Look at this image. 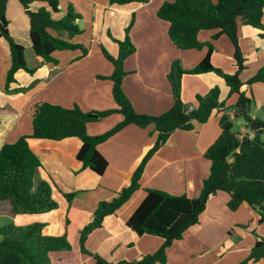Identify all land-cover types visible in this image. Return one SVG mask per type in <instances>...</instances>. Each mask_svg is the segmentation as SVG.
<instances>
[{
	"label": "crops",
	"instance_id": "0c3cea01",
	"mask_svg": "<svg viewBox=\"0 0 264 264\" xmlns=\"http://www.w3.org/2000/svg\"><path fill=\"white\" fill-rule=\"evenodd\" d=\"M166 1L148 0L120 6L110 5L109 0H59L60 13L54 17L60 18L72 5L75 12L82 16L77 24L84 31V36L77 35L73 41L81 43L89 36L90 48L85 57H81L79 50L56 52L54 56L58 64L54 65L43 62L35 55L29 37L28 17L17 0H8L6 17L10 35L24 46L26 63L35 72L31 75L18 71L16 81L10 84L11 91L5 92L6 73L11 60L6 41L0 39V107L3 109L0 112V149L21 136L31 135L29 110L37 102L45 101L69 109L78 106L84 112L116 109L112 96L113 83L108 79H99V76L107 77L113 72L112 64L102 57L99 44L112 56H117L118 46L108 33L123 40L131 20L133 25L129 37L136 51L124 61L127 75L122 88L139 114L157 116L169 110L173 96L167 76L172 62L179 59L184 69H192L204 58L207 48L182 50L172 43L168 34L169 24L156 15ZM43 5V2L35 1L31 8L36 10ZM262 20L264 23V14ZM239 33L240 48L246 59L240 79L246 82L264 66V30L240 25ZM208 36L200 33L199 40L205 42ZM216 40L212 43L213 65L234 72L236 65L231 41L224 35ZM214 86L220 88V100L225 101V106L214 110L206 123L195 122L193 130H177L171 134L146 165L140 180L141 189L115 215L107 217L101 228L90 234L86 242L90 252L110 262H118L134 261L159 249L162 239L150 235L137 236L126 226V221L144 199L145 189L189 198L200 195L211 167L204 153L220 135V117L224 113L232 115L230 107L235 104L236 97L228 98L229 88L215 74H185L182 77V100L191 107L197 105L198 95L207 94ZM19 88L27 90L15 92ZM242 90L252 97L255 109L264 112V83H255L250 87L244 85ZM249 111L253 117L251 106ZM122 119L121 114L114 113L89 123L87 131L92 136L101 135ZM235 121L242 133L248 132L243 121ZM156 136L153 127L142 129L132 124L100 144L98 150L108 162L103 175L84 169L78 161L77 153L82 145L78 138L60 141L28 139L44 166V170H40L41 178L50 177L63 193H77L68 203L55 189L53 197L59 203L57 210L43 216H14L16 221H43L46 235H67L72 250L50 253L53 264H82L79 250L81 229L91 222L101 201L111 200L130 183L137 165L153 146ZM228 200L229 195L222 191L211 196L198 224L190 227L182 239L167 248L164 264H237L245 260L255 243L264 239V222L259 223L258 212L247 204L230 211ZM249 264H264V260Z\"/></svg>",
	"mask_w": 264,
	"mask_h": 264
},
{
	"label": "trees",
	"instance_id": "16d2710c",
	"mask_svg": "<svg viewBox=\"0 0 264 264\" xmlns=\"http://www.w3.org/2000/svg\"><path fill=\"white\" fill-rule=\"evenodd\" d=\"M29 20V37L32 50L43 62L58 64L54 56L61 51H81V57L89 49L81 43H75L74 37L82 34L77 22L81 14L75 12L72 5L60 18L59 0H17ZM35 1L44 5L36 10L31 8ZM148 0H109L110 5L145 3ZM8 0H0V39L6 41L11 64L6 73L4 91L9 93L10 84L14 83L15 74L23 70L31 75L35 69L29 68L25 60V48L17 43L9 32L6 17ZM264 0H168L157 11V17L169 24V37L172 43L182 50H201L207 47L204 58L192 69L183 68L179 59L172 62L168 73L173 104L164 113L153 116L137 113L125 94L122 84L127 73L124 61L135 53L129 32L133 20L125 29V38L118 40L110 33L109 37L117 44L118 54L112 56L102 44H99L104 58L113 66L108 79L112 85V96L117 108L105 111L84 112L78 106L64 108L49 102H37L29 110L32 119L31 135L21 136L13 143H6L0 149V202H7L12 216H43L59 208L53 192L71 203L77 193H63L50 178L38 176L44 166L29 145L28 139H46L60 141L66 138H78L82 145L77 159L84 169L88 168L97 175H103L108 162L99 152L98 146L128 125L142 129L153 127L156 140L137 165L130 183L122 188L109 201H101L94 211L91 222L79 233V250L82 264H164L166 250L174 241L182 239L184 233L198 224L200 215L205 210L211 196L219 191L229 195L227 207L236 211L242 204L255 209L264 222V119L249 115L252 97L242 90L255 83H264V66L246 82L240 79L246 59L240 48V25L264 30ZM216 31L212 39L224 35L234 47L233 58L236 70L227 72L213 65L211 56L213 45L199 40L202 31ZM80 57V58H81ZM215 74L222 78L229 88L228 98L235 96L236 102L230 109L232 115L224 113L219 120L221 132L215 142L205 151L204 157L211 162L209 176L204 180L200 195L189 198L186 195H172L156 189H145L146 195L133 214L126 221V226L137 236L150 235L162 239V244L154 253L128 261L110 262L86 248V242L95 230L102 227L105 219L115 215L141 189L140 180L150 159L166 144L177 130L191 131L194 123H206L214 110L225 106L220 100V88L212 87L205 95L196 97L197 105L191 107L182 100V77L185 74ZM16 89L15 92L26 91ZM3 109L0 107V112ZM114 113L122 115V121L101 135H90L87 126ZM235 120L244 122L248 133H234ZM39 178L38 182L35 183ZM45 223L40 220L25 226L9 223L0 227V264H53L49 254L68 252L72 246L66 234L53 236L44 234ZM264 260V239L257 241L249 256L237 264H249Z\"/></svg>",
	"mask_w": 264,
	"mask_h": 264
},
{
	"label": "rangeland",
	"instance_id": "374dc122",
	"mask_svg": "<svg viewBox=\"0 0 264 264\" xmlns=\"http://www.w3.org/2000/svg\"><path fill=\"white\" fill-rule=\"evenodd\" d=\"M214 32H216L215 30L214 31H202L201 32V35H209L208 36V40L211 42V43H216L217 42V40L216 39H212V34H214ZM84 34V32L81 34L82 36H84L83 35ZM211 34V35H210ZM211 36V37H210ZM87 37H89V36H87ZM87 37H85L84 38V40L81 42V44H83L85 47H87L88 49L90 48L89 47V45H90V40L87 38ZM224 38L225 39H228L227 37H225L224 36ZM207 40V41H208ZM207 41H205V42H203V43H206ZM229 41V40H228ZM220 45H222V44H220ZM205 47H203V49H204ZM207 48V47H206ZM99 50H100V47H99ZM101 51V50H100ZM102 53V52H101ZM101 55H103V54H101ZM102 57H104V56H102ZM251 115L253 116V117H255V118H260V119H264V112L262 111V110H256L255 109V105H254V101L252 102V105H251ZM233 132L234 133H238V134H241L242 133V131H241V127H240V125H238L237 123H236V121H234V126H233ZM248 132H244V133H242V135H245V134H247ZM264 138V137H263ZM40 173L41 172H39L38 173V176L40 177ZM39 178L37 177L36 178V182L35 183H37L39 180H38ZM9 223H14V224H17V225H19V226H25V225H27V224H29L28 223V221L27 222H22V221H16V218H14V216H12V214L10 213V209H9V205H8V203L7 202H0V227L1 226H4V225H6V224H9Z\"/></svg>",
	"mask_w": 264,
	"mask_h": 264
}]
</instances>
